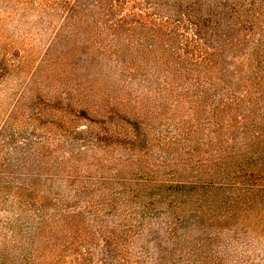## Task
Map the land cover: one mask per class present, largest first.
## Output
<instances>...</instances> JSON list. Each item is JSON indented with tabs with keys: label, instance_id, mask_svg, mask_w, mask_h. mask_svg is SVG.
I'll return each instance as SVG.
<instances>
[{
	"label": "rangeland",
	"instance_id": "obj_1",
	"mask_svg": "<svg viewBox=\"0 0 264 264\" xmlns=\"http://www.w3.org/2000/svg\"><path fill=\"white\" fill-rule=\"evenodd\" d=\"M14 3L0 0L6 41L0 50L10 60L0 72V137L7 140L0 176L27 188L33 180L46 202L25 213L0 207V236L7 237L0 264H125L127 255L128 264H264V252L248 241L264 235L257 225L264 222V134L226 137L224 126L215 125L225 122V112L215 117L209 92L163 89L162 75L144 61L120 70L108 52L114 42H56L55 16L42 33L32 24L43 14L26 16L23 2ZM21 12L33 23L15 29ZM215 175L228 182L226 189L185 188L173 228L163 223L171 211L163 205V213L129 233L125 250L111 254L101 246L98 229L119 231L108 221L115 202L138 204L131 190L144 202V193L161 185L199 184ZM98 192L111 200L101 216Z\"/></svg>",
	"mask_w": 264,
	"mask_h": 264
},
{
	"label": "trees",
	"instance_id": "obj_2",
	"mask_svg": "<svg viewBox=\"0 0 264 264\" xmlns=\"http://www.w3.org/2000/svg\"><path fill=\"white\" fill-rule=\"evenodd\" d=\"M15 1L17 0H13V7H16ZM21 2H23L21 10L26 16L30 13L37 17L43 14L44 18L35 23L33 20L29 22L20 18L21 12L13 21V28L19 29L23 26L18 25L33 23L32 26L46 33L52 29L56 18L59 22L52 37L56 42L80 40L114 42V46L110 44L112 49H108V52L110 56L116 57L121 66L120 70H124L125 67L135 69L144 61L152 73L162 75L163 89L178 88L186 93L196 90L199 93L209 92L215 117H218V112H225L223 114L225 122L215 120V125L217 129L224 126L226 137L233 139L236 136L254 138L263 136L264 0H21ZM8 7L12 9L11 6ZM0 42H6L2 35ZM8 56L2 48L0 72L6 71L10 63ZM106 58L109 60V57ZM80 111L84 113V110ZM4 122L5 119L1 121L0 128ZM125 122L132 129H139L136 121ZM215 141L220 142L217 135ZM5 145L7 140L1 136L0 147ZM216 175V178L213 176L199 184L179 181L161 185L144 193L147 194L145 197H148L144 202H141V193L136 194L131 190L130 195L139 199L138 204L128 207L124 204L126 201L121 199L115 202L118 207L112 208V217L108 221L119 231L115 232L114 228L98 229L101 246H105L104 250H109L111 254L125 250L132 241L129 233L145 224L152 215L163 213L161 211L163 205L171 210L167 211L168 214L166 212L167 215L170 213V218L163 220V223L170 224V228H173L175 224L173 219L177 220L173 214L177 213V198L180 193L185 188H190L189 191L193 192L200 188L207 194L211 190L226 189L228 182L222 180L223 176ZM27 184L32 186L21 187L0 176V207L7 206L13 209L16 206L20 213H25L29 209L34 210L37 204L46 202L45 194L44 196L41 193L37 194L33 188L36 187L33 180ZM257 190L250 189L254 192ZM81 191L79 190L80 193ZM261 192L264 203V188H261ZM112 193L121 192L113 190ZM104 196L98 192V211L95 212L100 216L104 212L103 208L111 201ZM52 199L57 206H62L67 214L61 199L56 196ZM202 199L205 200V197ZM202 205L204 204L199 203L198 208L201 209ZM120 209L127 210L128 216L122 215ZM227 213L228 211L221 216L225 217ZM119 215L123 218L115 219V216ZM213 220L217 219H208L209 222ZM257 225L258 230L264 234V222ZM6 240L5 235L0 236V245ZM251 240L257 242L259 250L264 252V235L255 237L253 234L248 241ZM139 248L146 253L145 246L141 245ZM128 256L122 258L123 263H129Z\"/></svg>",
	"mask_w": 264,
	"mask_h": 264
}]
</instances>
